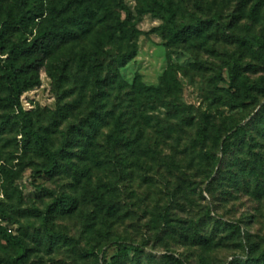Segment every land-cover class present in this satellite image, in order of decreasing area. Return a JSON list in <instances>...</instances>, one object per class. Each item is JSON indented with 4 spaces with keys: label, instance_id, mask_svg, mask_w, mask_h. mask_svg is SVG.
Listing matches in <instances>:
<instances>
[{
    "label": "rangeland",
    "instance_id": "1",
    "mask_svg": "<svg viewBox=\"0 0 264 264\" xmlns=\"http://www.w3.org/2000/svg\"><path fill=\"white\" fill-rule=\"evenodd\" d=\"M105 1L109 11L92 0H29L24 21L6 27L18 0H0V122L9 116L0 127V206L13 219L0 215V224L27 242L23 264H174L168 255L264 264V0ZM68 5L87 7L85 26L67 23L50 49L28 56L51 12ZM166 6L173 22L161 16ZM125 21L124 38L115 27ZM180 29L187 37L173 40ZM125 53L132 56L116 60ZM10 62L33 84L21 102L58 153L52 174L35 173L46 159L22 132ZM163 81L173 83L170 94L134 89ZM63 195L77 207L54 205L47 225L78 243L43 226ZM125 248L128 257L114 263ZM17 253L0 235V264Z\"/></svg>",
    "mask_w": 264,
    "mask_h": 264
},
{
    "label": "trees",
    "instance_id": "2",
    "mask_svg": "<svg viewBox=\"0 0 264 264\" xmlns=\"http://www.w3.org/2000/svg\"><path fill=\"white\" fill-rule=\"evenodd\" d=\"M156 4H159L158 0H153ZM93 6L98 8H103L107 11H109L108 5L106 4L105 0H92ZM29 4V0H18L19 5V13L18 17L15 21H8L5 23V26L9 27H17L18 24H21L24 21V18L26 16V7ZM158 14L160 13V9H155ZM165 10L167 11V17L165 15H161L162 18L168 19L170 22H173L174 17V10L170 6H166ZM66 11V9H54L50 16L46 20V24L42 25L38 33L36 34L35 38L33 39L32 46L26 50V54L30 56L33 54V50L35 49H42V50H48L51 48L53 43L60 40L62 37L65 36L67 33V23L73 22L78 27L85 26V21L83 16L88 14L87 7L77 11L73 8H70V5L67 6V15L61 17V14ZM142 12H146V9H142ZM115 29L119 30L121 32V36L125 38V36H128L130 33L129 31V25L128 23L121 22L119 23ZM187 29H180L177 31H172L171 37L173 40L181 39L184 40V38L187 37ZM244 40L248 42H253L254 44H257L258 41L255 39L244 36ZM5 30L3 27L0 28V48L4 47L5 44ZM132 53H125L123 55H119L116 60L119 62L124 61L127 57L132 56ZM90 59L94 62L97 61V55L96 54H90ZM234 71L232 72L233 75ZM5 77L6 81L8 83L10 93L13 99V102L15 106L17 107L18 113L17 117L20 119L22 124V132L25 135V137L32 141L34 143V146L36 148V151L45 157L46 164L42 169H38L35 171L37 175L41 174H52L55 172V170L60 165V160L58 153L54 151L48 144L47 139L44 135H42L40 132H38L34 128V123L32 116L30 115V112L26 109H24L22 102H21V96L22 94L29 90L33 84H31L28 80H23L20 72L17 69V66L14 62L7 63L5 65ZM173 83H166L162 82L159 86H146L143 85L140 82H137V84H134V89H136V92L140 95H145L149 97H160L162 95L170 94L173 91ZM230 96V102L236 105L239 103L238 101V93L236 91H231ZM253 98L252 95H249ZM9 120V116H3L0 122V127L7 123ZM240 128V127H239ZM225 152H227L225 150ZM59 206L60 209L64 212H72L76 207L77 203L76 200L70 196V195H63L61 197H57L54 200V203L48 207L46 212L43 215V226L45 229L46 234L51 238H61L68 241H72L75 243H78V240L69 236L68 234L61 233V232H54L52 231L48 225H47V219H48V212L53 208V206ZM211 212V211H210ZM0 215L1 217L7 221V222H13V219L7 214L4 208L0 206ZM237 229L240 231V227H237ZM0 235L2 239L11 247L17 248L18 253L13 258V264H23V261L27 255L28 252V245L24 238L13 234L8 227L0 224ZM115 244H123L122 238L118 237L114 241ZM132 249H134L135 252H143L142 246H136L134 244L128 246ZM100 254L106 255V251L101 248L98 251ZM128 254L126 252V248L121 250V253L119 255H115L112 257V261L114 263L120 262L123 258H127ZM174 264H188V261L181 259L180 257L176 255H168L167 256ZM107 260L103 257L102 263L100 264H106ZM237 264H251L250 262H240L236 261Z\"/></svg>",
    "mask_w": 264,
    "mask_h": 264
}]
</instances>
